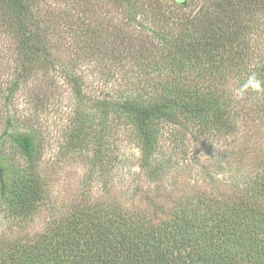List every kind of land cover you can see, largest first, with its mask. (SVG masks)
<instances>
[{"label": "trees", "instance_id": "trees-1", "mask_svg": "<svg viewBox=\"0 0 264 264\" xmlns=\"http://www.w3.org/2000/svg\"><path fill=\"white\" fill-rule=\"evenodd\" d=\"M93 69L102 97L90 92L95 111L75 115L66 146L111 162L130 145L153 190L95 197L31 232L47 199L39 111L59 77L84 98ZM261 128L264 0H0V264H264ZM239 134L240 151L213 158L241 176L209 189L168 176L182 166L167 142L194 155Z\"/></svg>", "mask_w": 264, "mask_h": 264}, {"label": "rangeland", "instance_id": "rangeland-1", "mask_svg": "<svg viewBox=\"0 0 264 264\" xmlns=\"http://www.w3.org/2000/svg\"><path fill=\"white\" fill-rule=\"evenodd\" d=\"M96 79L95 87L87 90L82 99L78 98L60 77L58 82L52 85L47 92L45 103L39 111L40 117L38 118L44 134L40 169L47 183V199L27 227L31 232L40 230L52 216L71 210L77 204H82L85 201L91 202L95 197L104 198L110 195L121 198L124 192L132 189L137 183L141 184L142 192L153 190V185L144 184L142 179L135 175L134 172H137L138 168L135 163L136 158L132 156L134 150L129 147L130 145L122 150H116L113 154H118V158L112 154L113 160L110 159L111 162L107 161L105 157H98L100 161L95 162L97 159L95 147L88 146L73 150L66 146L67 128L72 124L75 115L85 117L92 115L95 111L90 108L91 103L86 101L91 93L102 97L101 85L107 78H104L103 74L98 73L96 69L90 70L88 80ZM248 126L251 127L252 125L248 124ZM248 126L244 124L241 128V134L248 135L246 131L251 132L252 129ZM261 129L263 136L257 137V144L264 145V128ZM241 134L237 139H232L233 141H231V137L218 140L217 138L206 139L205 144L200 143L198 145V151L194 155L191 152L188 153L192 148L189 144L175 148L167 142V154L170 153L174 160L179 159L182 166L176 168L173 165L168 176L177 179L180 186L184 184H187L188 187L195 185L203 189H209L214 184V180L216 181L215 184H218L220 181L228 182L230 177L236 175L238 177L239 174L234 169V158L227 157V159L219 160L220 158H213V156L217 149L220 151L229 149L228 147L231 145L228 146L227 144L232 142L235 151H240L241 146L248 142L246 139L244 143V137ZM125 156L132 158L133 164L127 162L123 164L121 159ZM170 177L169 180L164 181L167 188H171L169 186ZM5 226V219L0 212V235L6 229ZM17 231V228H13L10 232L6 231L4 235L14 237L18 233Z\"/></svg>", "mask_w": 264, "mask_h": 264}]
</instances>
